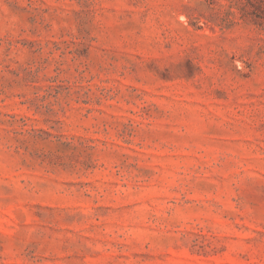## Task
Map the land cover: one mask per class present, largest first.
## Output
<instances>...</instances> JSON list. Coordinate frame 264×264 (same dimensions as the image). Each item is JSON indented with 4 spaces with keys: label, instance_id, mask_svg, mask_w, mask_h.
I'll use <instances>...</instances> for the list:
<instances>
[{
    "label": "rangeland",
    "instance_id": "rangeland-1",
    "mask_svg": "<svg viewBox=\"0 0 264 264\" xmlns=\"http://www.w3.org/2000/svg\"><path fill=\"white\" fill-rule=\"evenodd\" d=\"M0 264H264V0H0Z\"/></svg>",
    "mask_w": 264,
    "mask_h": 264
}]
</instances>
